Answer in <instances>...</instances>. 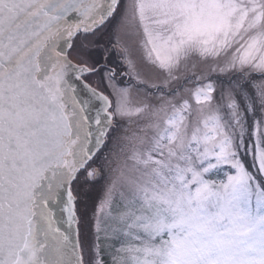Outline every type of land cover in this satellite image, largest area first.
<instances>
[{
  "label": "snow or ice",
  "instance_id": "snow-or-ice-1",
  "mask_svg": "<svg viewBox=\"0 0 264 264\" xmlns=\"http://www.w3.org/2000/svg\"><path fill=\"white\" fill-rule=\"evenodd\" d=\"M0 264H264V0H0Z\"/></svg>",
  "mask_w": 264,
  "mask_h": 264
},
{
  "label": "rangeland",
  "instance_id": "rangeland-1",
  "mask_svg": "<svg viewBox=\"0 0 264 264\" xmlns=\"http://www.w3.org/2000/svg\"><path fill=\"white\" fill-rule=\"evenodd\" d=\"M116 23L114 22L112 24L107 25L101 32L98 33V38L101 41V45L100 47L103 49V52L97 51L94 55L97 58H100V56L103 53L107 54V60L104 61L102 60V63H108V65L110 67L115 68L116 72H117V77H116V83L119 86H128L129 83H135V81L128 75H125V73L128 72L127 69V65L125 63L124 57L120 56V55H115L112 52H114V49L118 50L120 52V50L118 48L115 47L116 44V35H117V27H116ZM111 29V30H109ZM106 31H111V36H109V34H107ZM95 47V45H94ZM121 53V52H120ZM132 54L134 56V58H136L137 62H138V66L141 67L144 71L148 72L151 71L150 69H148L144 64L143 61L141 59L142 53L140 51V49L136 46H133L132 49ZM72 59L75 60L76 62H78L77 58L75 55L72 56ZM86 78L89 81H92L95 86L98 85L99 87H101V89H105L104 92L107 93V95L110 96V98H112V94L109 88H107L101 81V77L100 75H88L86 76ZM189 89H192L194 87V85H188ZM186 98H188L190 100V103H192L193 108L196 107L195 101L191 98L190 94L186 95ZM131 99H132V103L134 105H138L139 100H140V95L137 91L136 88L132 89L131 92ZM145 123V119L143 117H132L130 120L125 118L124 120H121L120 122V127L121 129L124 128H129L132 130H135L138 128V126H141ZM112 145H109V148H111ZM100 188V189H99ZM94 194H92L91 198L87 201V205L84 208L83 213H86L87 215V219L89 221V225H87V228H82L83 229V235H82V240L84 241L85 239L87 240V242L89 244H91L94 240V234L92 231V226H91V219H92V214L95 211V207L98 204V202L103 198L104 195V182H101L100 184H97L95 186V190H94ZM83 219V218H82ZM89 226V228H88ZM88 229L90 231L89 235H88ZM91 235V236H90ZM101 243H103V241H101ZM106 261L108 259V257H105Z\"/></svg>",
  "mask_w": 264,
  "mask_h": 264
},
{
  "label": "water",
  "instance_id": "water-1",
  "mask_svg": "<svg viewBox=\"0 0 264 264\" xmlns=\"http://www.w3.org/2000/svg\"><path fill=\"white\" fill-rule=\"evenodd\" d=\"M73 62L75 63L76 61L73 60ZM75 83H76V86H77V93H78V96H79L80 99H87L89 97L88 89H87V87H85V85H90L91 87L96 88L98 91H101L105 95H107L106 92H104L102 89H100L97 86H93L84 77L80 81H75ZM93 104L98 106L99 102L93 101ZM90 114H91V112H90Z\"/></svg>",
  "mask_w": 264,
  "mask_h": 264
},
{
  "label": "trees",
  "instance_id": "trees-1",
  "mask_svg": "<svg viewBox=\"0 0 264 264\" xmlns=\"http://www.w3.org/2000/svg\"><path fill=\"white\" fill-rule=\"evenodd\" d=\"M109 30H111V29H109ZM107 32V34H109V32H110V34H109V36H111V31H106ZM104 54V53H103ZM119 55L120 56H122L120 53H119ZM74 188L76 187L75 185L73 186ZM100 189V188H99ZM95 190V188L93 189V191L90 193V196H89V198L87 199V201L91 198V196H92V194H94V191ZM87 205V204H86ZM84 208H85V204L82 202L80 205H79V212L80 213H82L83 211H84ZM83 218V217H82ZM89 225V224H88ZM88 228H89V226H88ZM89 233H90V231H89V229H88V235H89ZM82 235H83V229H81V239H82Z\"/></svg>",
  "mask_w": 264,
  "mask_h": 264
}]
</instances>
